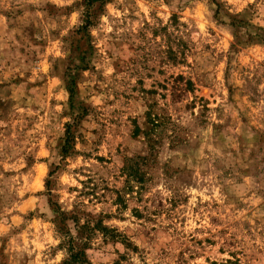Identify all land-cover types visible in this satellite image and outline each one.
Here are the masks:
<instances>
[{
    "label": "rangeland",
    "instance_id": "1",
    "mask_svg": "<svg viewBox=\"0 0 264 264\" xmlns=\"http://www.w3.org/2000/svg\"><path fill=\"white\" fill-rule=\"evenodd\" d=\"M81 225L91 264H264V0H0V264Z\"/></svg>",
    "mask_w": 264,
    "mask_h": 264
},
{
    "label": "trees",
    "instance_id": "2",
    "mask_svg": "<svg viewBox=\"0 0 264 264\" xmlns=\"http://www.w3.org/2000/svg\"><path fill=\"white\" fill-rule=\"evenodd\" d=\"M101 1L103 2L104 0H84V4L87 6L93 2H98ZM69 130H67V137L65 139V144L62 148L63 153L68 152L69 150ZM97 228L99 229H94V230H99L101 232L106 231V229L101 226V225H96ZM99 226V227H98ZM88 229L86 225H81V227L78 230V233L76 236H72L69 234L68 230H64L63 228H60L61 231H63V234L65 236V245L67 246V256L60 264H91L89 259L87 258L86 255V246H87V239H89V233H91V229H88V234L86 235L84 233V229ZM85 234V235H83ZM85 236V237H82ZM116 264V263H113Z\"/></svg>",
    "mask_w": 264,
    "mask_h": 264
},
{
    "label": "clouds",
    "instance_id": "3",
    "mask_svg": "<svg viewBox=\"0 0 264 264\" xmlns=\"http://www.w3.org/2000/svg\"><path fill=\"white\" fill-rule=\"evenodd\" d=\"M102 19H105V18H102ZM165 19H166V17H165ZM73 22H76V17L75 16H73ZM46 154L47 153H41V155H46ZM49 163H52V160H49ZM72 167H76V165H72ZM44 174H45V166H41L40 167V175L43 176ZM59 182H60L61 186L74 185L76 187H80V185L77 183V181L75 179L72 178L71 175L61 176ZM37 186L38 187H42V184L38 183ZM61 195H62V198L60 200V203L62 205H65V210L66 211H70L71 210V200L74 198V196L73 197H68L64 193H61ZM42 210H44V209H42ZM95 211H97V212L100 211V208L97 207L95 209ZM112 211H114V209H112ZM49 217H51V213H49ZM83 223H84V221L81 220V224H83ZM72 235L73 236L76 235L74 228L72 229ZM50 243H52L53 246H54L55 244H59L60 240L59 239H57L55 241H51L50 240ZM37 247H41V245L38 244ZM117 247H120V246L117 245ZM121 251H123V249H121ZM64 258H65L64 253L58 254L57 257H56V264H59V261L63 260Z\"/></svg>",
    "mask_w": 264,
    "mask_h": 264
}]
</instances>
